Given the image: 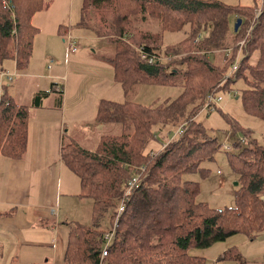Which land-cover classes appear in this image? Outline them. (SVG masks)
I'll list each match as a JSON object with an SVG mask.
<instances>
[{
  "label": "trees",
  "instance_id": "obj_1",
  "mask_svg": "<svg viewBox=\"0 0 264 264\" xmlns=\"http://www.w3.org/2000/svg\"><path fill=\"white\" fill-rule=\"evenodd\" d=\"M257 6L260 10L255 13ZM46 7L43 0H0V60H15L20 71L27 67L38 29L31 18ZM133 14L160 19L163 31L186 28L185 36L169 44L162 38L161 43L159 35L142 30L125 37L131 30ZM238 17L241 24L234 31ZM77 24L92 29L98 37H123L117 40L119 47L111 63L113 78L125 91L135 83L179 85L182 91L173 99L148 105L100 100L96 122L116 123L121 131L101 136L94 151L72 142L61 146L62 161L79 179V196L92 200V222L71 225L62 264H203L204 257L190 254L191 248H208L235 234L253 239L262 232L264 143L250 129L230 121V127L247 139L237 153L226 152L230 169L237 175L234 205L212 208L198 201L199 183L182 176L193 172L207 176L209 170L201 165L221 148L212 131L195 116L206 94L220 91L212 87L236 60L227 57L230 43L234 46L244 39L235 77L227 83L241 80L244 86L236 97L247 114L264 121V0L251 6L222 0H82ZM198 33L201 37L194 42ZM128 40L169 58L148 63L127 44ZM162 45L165 48L161 50ZM221 50L223 63L216 64L209 55ZM49 91L61 93V87L52 83ZM49 91L37 92L33 104L38 106ZM28 119L29 107L3 93L1 154L11 159L24 156ZM189 119L182 133L162 141L168 144L160 153L150 157L145 152L151 141L159 140L163 128L178 127ZM140 165L145 167L140 185L128 195L108 254L101 258L103 234L114 224L127 181ZM106 219L108 226L98 230ZM235 252L230 248L219 258L230 259Z\"/></svg>",
  "mask_w": 264,
  "mask_h": 264
},
{
  "label": "rangeland",
  "instance_id": "obj_2",
  "mask_svg": "<svg viewBox=\"0 0 264 264\" xmlns=\"http://www.w3.org/2000/svg\"><path fill=\"white\" fill-rule=\"evenodd\" d=\"M222 1L227 4L251 6L255 4L260 5L262 0ZM43 2H46L47 7L35 12L32 16L33 18L35 17L34 21L37 22L40 27L35 25L31 18V23L37 28L39 27L42 32L38 31L37 34L34 35V52L40 51V56L35 53L33 56L34 59L32 58L31 60L30 65L32 66L30 71L36 75L39 73L42 74L43 70L47 72L44 67L50 64L52 59L53 62L51 65H53L55 63V58L57 63L54 65L57 66L59 77L54 78V80H40L35 77L28 78L27 83L22 84L20 91L17 92L16 100L19 104L31 105L34 95L41 90H50L53 81L56 85L60 86L61 93L53 91L54 93H57L56 95L60 98L62 95L63 98L62 104L58 103V107H55V101L51 96L43 97L41 99L43 105L39 108L28 107L33 111L32 115H37L40 120L45 119L49 115L55 114L60 118L64 123V129L69 131V133L67 132L66 135L61 137V145H66L72 142L86 150L94 151L101 136L104 134H115L121 131L120 125L116 123L100 124L96 122V111L100 100H111L116 102L133 101L148 105L155 100L160 102L164 99H173L182 91V87L179 85L147 83H135L125 91L119 82L113 78V67L111 63V58L117 47H119L117 40L119 38L123 39V37H119L118 35L113 37H98L92 29H80L78 24L76 25V22L80 18L82 0H43ZM258 10H260L259 6L253 9L255 13ZM130 20L131 30H129L130 32H127L125 37L132 36V32L135 30H142L159 35V39L161 40L162 38L164 44H169L177 42L185 36L186 28L179 31H163L160 19L158 18L149 16L141 18L140 14H133L130 16ZM253 20L254 17L248 20V27L252 24ZM52 23H56V28L60 27V36L55 35L56 43L50 44L46 32L48 26ZM58 25L60 26L58 27ZM68 32H72L74 35L85 32L87 36H89L88 33H91V35H94L97 38L94 39L91 37L83 39L78 37L76 40L77 50L75 52H67L66 43L63 41V37ZM200 37L201 34L198 33L194 42L198 41L196 39H199ZM243 40L237 41L234 46L230 43L228 58H236L238 54L242 55L241 46H243ZM127 44L134 50L136 46H139L136 40H128ZM48 47H50L51 51L48 50ZM164 48L165 46L162 45L160 49L162 50ZM223 53V50L217 53H211L209 55L210 60L216 64H222V57L225 55H223ZM7 62L12 66L11 60H0V63L5 64ZM43 62L45 63L42 67ZM7 66V64L2 66V69L8 70L5 72L11 70L8 69ZM228 69L229 68L227 67V70ZM227 70L225 72H227ZM224 73L221 75L216 85L212 87V89L219 88L220 94L222 95V100L217 104V108L212 110H201L203 107L202 102L200 111L195 116V120L201 122L205 127L212 131V134L217 138V142L220 144L221 148L216 151L212 160L202 163L201 166L209 170L207 176L202 177L199 172H193L182 176L183 180H191L199 183L200 192L197 200L206 202L212 208L232 206L235 203L234 194L237 188V185L235 184V182H237V175L230 169L226 154L227 151L222 148V145L223 142L226 141L232 147L229 152L237 153L246 143L240 142L239 146H234V143L237 142L243 134L234 131L230 127V121L233 119V124L237 122L245 129H250L251 132L259 138V141L264 143V121L258 117L247 114L244 111L240 100L234 94V92L237 94L238 91L243 88V83L240 79H237L235 82H231L228 85L227 81L223 79ZM14 77H16V73L13 74L12 78ZM20 79L21 77L17 76L14 82L10 83L11 81L8 82L5 78L3 86L0 88L2 93L10 91L13 85L20 84L18 82ZM225 85L227 88L229 87V89L225 88ZM57 89H59V87H57L56 90ZM185 122H191V120L183 121L178 125H182ZM178 127L163 128L158 134L159 140L151 141L148 147L146 146L145 152L150 157L160 153L168 144H162V141L164 140V143L166 140L177 136ZM2 158L10 159L8 156L0 153V160ZM58 161L60 160L56 158V165L58 164ZM62 167L63 172L61 175L59 174V180L63 182L62 194H65L61 196L63 213L68 217L67 220L71 225L76 223L89 225L92 222V200L79 196L80 186L78 177L66 164H63ZM137 167L138 166L135 167V171ZM3 174L4 168L0 165V203L5 201L3 197L7 189V186L5 185L6 178L4 179L5 176L3 177ZM261 198L264 199V193H261ZM117 219L118 217H115L114 223L117 222ZM107 226L106 219L101 223L98 230L101 231ZM235 238L237 239V237L231 236L208 248L194 247L189 250V253L195 255L194 253L196 252L198 256H206L217 249L216 245H229L232 242L231 239ZM79 253L81 256L83 255L82 251ZM21 257H25L24 252H22ZM204 259L205 264L206 258Z\"/></svg>",
  "mask_w": 264,
  "mask_h": 264
},
{
  "label": "crops",
  "instance_id": "obj_3",
  "mask_svg": "<svg viewBox=\"0 0 264 264\" xmlns=\"http://www.w3.org/2000/svg\"><path fill=\"white\" fill-rule=\"evenodd\" d=\"M34 18L32 17L33 23L39 26ZM55 24L52 23L47 28L46 33L50 44L56 43L55 35L60 36ZM39 27L37 32L41 31ZM71 34L74 35L72 32ZM77 34L74 35L76 40L78 37L97 38L91 33H88L90 37L85 32ZM48 50L51 51L50 47ZM35 53L40 56V51L34 52L33 42L28 65L21 71L17 69L13 59H4L11 60L12 66L9 62L0 63V88L8 73L5 72L8 70L2 69V66L7 64V68L11 69L10 73L16 71V77H21L18 81L20 84L13 85L10 91H5L15 102H17V92L20 91L22 84L27 83L28 78L54 80L59 77L57 66L54 65L57 63L55 58L53 65H51L52 59L50 64L44 67L47 72L43 70L42 74L37 75L32 73L30 64ZM16 77L8 82L13 83ZM0 92L1 97L3 94L1 89ZM52 92L49 91L47 96H51L55 101V107H58V100L60 99L61 104L63 102L62 95L60 98L56 95L57 93ZM42 105L43 102H40L38 106H35L32 101L31 105L27 106L39 108ZM32 112L29 108L28 149L24 156L20 159L2 158L0 160L7 186L3 197L5 201L0 203V264H62L67 249L71 224L62 210L61 196L65 194H62L63 182L59 180V174H62L64 164L61 159L63 145H61V137L69 131L64 129V123L56 114L40 120L37 115H32ZM56 158L60 160L57 165ZM233 236L237 239H231L232 242L229 245H216V250L206 256L200 255L206 258L205 264H264V229L253 239L244 235ZM230 248L236 251V255L230 259L221 260L219 257ZM22 252L25 253V257H21Z\"/></svg>",
  "mask_w": 264,
  "mask_h": 264
},
{
  "label": "built area",
  "instance_id": "obj_4",
  "mask_svg": "<svg viewBox=\"0 0 264 264\" xmlns=\"http://www.w3.org/2000/svg\"><path fill=\"white\" fill-rule=\"evenodd\" d=\"M63 41L66 43V47H67V51L68 52L69 51L70 52H75L76 51V49H77L76 37L74 35H72L71 32H68L63 37ZM135 51L137 53H139L141 58L147 60L148 63H152L153 61H156V60H164V59L169 58V55L168 56H164V55L158 54L155 51L154 52L147 51L146 49H144L143 46H136L135 47ZM240 57H241V55L238 54V56L236 57V60L234 62H232L229 71L226 72L223 75V79L224 80L227 81L228 79H234V77H235L234 73L236 72V70L238 68V59ZM48 67L50 68V65ZM13 74H15V73L8 72L6 74L7 81H11L13 79L12 78ZM234 94H236V92H234ZM221 100H222V95L220 94V91L213 90V91H211V92L206 94V96H205V98L203 100L202 109H207V110L210 109V110H212V109L217 107V104ZM186 123L187 122H185L182 125H179V127L177 129L178 130V135L183 132ZM239 140L241 142H244V143H246V141H247V139L245 137H242V136L239 138ZM222 148L225 151H229V150H231L232 147H231V145L229 143L224 141L223 145H222ZM144 168H145L144 165L138 166L136 171H135V174L127 181L126 191L123 194V197L120 199L119 204L117 206L116 217H118L120 215V213H122V211L124 209L125 202H126V200L128 198V195L130 194L131 190L136 188V187H138L140 185V175L144 171ZM115 226H116V222L112 225V227L108 231H106L103 234V237H102L103 245H102V250H101V255H100L101 258L105 257L108 254L110 244H111L112 239H113L114 234H115Z\"/></svg>",
  "mask_w": 264,
  "mask_h": 264
},
{
  "label": "water",
  "instance_id": "obj_5",
  "mask_svg": "<svg viewBox=\"0 0 264 264\" xmlns=\"http://www.w3.org/2000/svg\"><path fill=\"white\" fill-rule=\"evenodd\" d=\"M240 24H241V18L238 17L236 19L235 23H234V26H233L234 31H236L238 29V27L240 26ZM235 184H237V182H235Z\"/></svg>",
  "mask_w": 264,
  "mask_h": 264
}]
</instances>
